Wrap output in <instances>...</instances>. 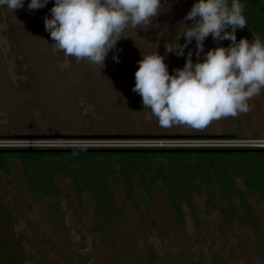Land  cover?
Here are the masks:
<instances>
[{"label": "rangeland", "instance_id": "rangeland-1", "mask_svg": "<svg viewBox=\"0 0 264 264\" xmlns=\"http://www.w3.org/2000/svg\"><path fill=\"white\" fill-rule=\"evenodd\" d=\"M27 3L0 7V136L264 140V88L248 112L201 128L161 126L131 91L144 55L157 51L170 74L189 51L203 59L194 41L179 57L164 48L185 30L194 0H161L148 25L125 27L104 65L54 52L43 25L53 0L32 12ZM239 3L264 43V0ZM228 44L209 36L203 51ZM105 155L0 156V264H264L263 156Z\"/></svg>", "mask_w": 264, "mask_h": 264}, {"label": "clouds", "instance_id": "clouds-1", "mask_svg": "<svg viewBox=\"0 0 264 264\" xmlns=\"http://www.w3.org/2000/svg\"><path fill=\"white\" fill-rule=\"evenodd\" d=\"M48 2L28 0L27 9H42ZM24 4L25 0H0V7L11 11ZM160 4L161 0H53L50 16L43 18L44 30L54 52L104 65L125 27L148 25ZM242 12L239 0H194L182 20L185 30L164 48L179 57L194 41L196 55L203 53V59L194 63L189 51L183 67L172 74L157 51L136 62L131 91L161 126L201 128L212 120L249 111L247 101L264 88V43L257 36L237 41L236 31L246 25ZM209 36L229 44L204 52L203 42ZM181 37L184 43H179ZM113 59L118 62L116 56Z\"/></svg>", "mask_w": 264, "mask_h": 264}, {"label": "built area", "instance_id": "built-area-1", "mask_svg": "<svg viewBox=\"0 0 264 264\" xmlns=\"http://www.w3.org/2000/svg\"><path fill=\"white\" fill-rule=\"evenodd\" d=\"M178 139H71V138H0V149L46 150V149H176V148H218V149H264V140H227L222 144H186Z\"/></svg>", "mask_w": 264, "mask_h": 264}, {"label": "water", "instance_id": "water-1", "mask_svg": "<svg viewBox=\"0 0 264 264\" xmlns=\"http://www.w3.org/2000/svg\"><path fill=\"white\" fill-rule=\"evenodd\" d=\"M249 38L252 40L253 36L245 26L243 28ZM91 138V139H192V138H203L201 136H0V138H11V139H33V138ZM220 138V137H217ZM224 138V137H222ZM232 138L233 137H225ZM76 154V153H98V154H118V153H153V154H264V149H46V150H9L0 149V154Z\"/></svg>", "mask_w": 264, "mask_h": 264}, {"label": "trees", "instance_id": "trees-1", "mask_svg": "<svg viewBox=\"0 0 264 264\" xmlns=\"http://www.w3.org/2000/svg\"><path fill=\"white\" fill-rule=\"evenodd\" d=\"M246 20V19H245ZM249 32L251 33L252 36H257L254 32V30L249 26V24L245 25ZM241 32L244 34L246 39L251 40L247 33L245 32L244 29H240ZM2 155H19V156H46V155H51V156H60V157H81V158H87V157H95L98 155H104L105 154H98V153H76V154H20V153H13V154H0ZM109 156H119V157H125V158H133L135 160H142L146 159L149 157H154V156H161V157H168V158H186V157H197V158H203V159H217L221 157H238L242 156L245 158H250V157H258V156H263L264 154H249V153H241V154H210V153H202V154H153V153H118V154H108Z\"/></svg>", "mask_w": 264, "mask_h": 264}]
</instances>
